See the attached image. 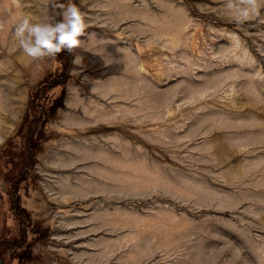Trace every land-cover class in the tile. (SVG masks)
<instances>
[{"label": "rangeland", "instance_id": "374dc122", "mask_svg": "<svg viewBox=\"0 0 264 264\" xmlns=\"http://www.w3.org/2000/svg\"><path fill=\"white\" fill-rule=\"evenodd\" d=\"M69 3L84 45L28 57ZM260 5L0 0V264H264Z\"/></svg>", "mask_w": 264, "mask_h": 264}, {"label": "clouds", "instance_id": "9594fccd", "mask_svg": "<svg viewBox=\"0 0 264 264\" xmlns=\"http://www.w3.org/2000/svg\"><path fill=\"white\" fill-rule=\"evenodd\" d=\"M60 9L61 20L55 23H32L22 19L15 27L14 35L23 52L33 60L55 57L63 51L72 53L85 41L87 24L84 14L74 4L55 5ZM224 7L237 24L260 15V0H224Z\"/></svg>", "mask_w": 264, "mask_h": 264}, {"label": "trees", "instance_id": "16d2710c", "mask_svg": "<svg viewBox=\"0 0 264 264\" xmlns=\"http://www.w3.org/2000/svg\"><path fill=\"white\" fill-rule=\"evenodd\" d=\"M61 53H66L67 55H71L72 53H68L67 51L61 52Z\"/></svg>", "mask_w": 264, "mask_h": 264}]
</instances>
